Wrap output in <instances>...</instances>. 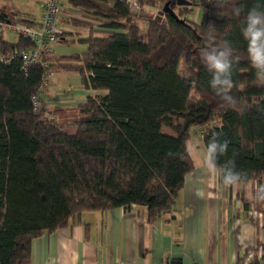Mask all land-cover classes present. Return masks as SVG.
Returning a JSON list of instances; mask_svg holds the SVG:
<instances>
[{"label": "trees", "instance_id": "1", "mask_svg": "<svg viewBox=\"0 0 264 264\" xmlns=\"http://www.w3.org/2000/svg\"><path fill=\"white\" fill-rule=\"evenodd\" d=\"M56 1L61 13L70 8L94 17L59 19L82 29L71 42L84 45V52L56 54L54 45L71 36L59 33L52 51L41 56L47 68L22 71L20 52L33 44L20 35L13 42L0 37V53L11 56L0 63V264H30L33 240L71 227L83 213L141 206L151 222L168 211L193 170L186 147L191 126L203 147L214 133L227 142L218 165L239 173L242 183L262 186L264 85L256 81L241 33L255 0L192 1L203 11L197 24L186 19L188 8L175 12L182 23L166 13L156 22L132 16L115 0ZM165 1L138 0V7L155 12ZM235 6L244 9L239 18L231 15ZM136 18L144 22V37ZM209 34L234 49L229 94L239 101L236 108L210 87L212 73L199 56ZM58 72L74 73L81 89L105 95L86 96L64 123L42 106L33 111L30 96ZM191 92L196 102L187 105ZM257 202L264 212V200Z\"/></svg>", "mask_w": 264, "mask_h": 264}, {"label": "crops", "instance_id": "2", "mask_svg": "<svg viewBox=\"0 0 264 264\" xmlns=\"http://www.w3.org/2000/svg\"><path fill=\"white\" fill-rule=\"evenodd\" d=\"M38 1L30 8L23 6L24 20L33 23L31 27L38 24L41 0ZM188 1L191 5L186 19L197 24L203 11L192 5L198 0ZM185 8L175 7L174 12ZM7 11L0 2V15L13 22L23 20ZM58 28L63 35L74 38L83 34L82 29L65 22H60ZM46 87H62V92L53 96L41 91L42 107L54 113L56 119L58 114H74L76 105L86 96L105 95L81 89L74 73L51 74ZM195 143L203 149L200 137ZM187 151L193 170L185 176L168 211L151 222L146 221L145 208L141 206L83 213L71 227L33 240L30 264H169L173 259L181 264L264 263V212L253 199L258 184L248 181L227 187L203 167L195 150L194 158L188 147ZM259 184L264 186V175Z\"/></svg>", "mask_w": 264, "mask_h": 264}, {"label": "clouds", "instance_id": "3", "mask_svg": "<svg viewBox=\"0 0 264 264\" xmlns=\"http://www.w3.org/2000/svg\"><path fill=\"white\" fill-rule=\"evenodd\" d=\"M244 9L239 6L232 8L231 15L239 18ZM241 33L246 41L247 57L251 67L255 70L256 81L264 85V0H255L251 7L244 12ZM231 44L224 41L221 44L214 42V37L209 34L199 49V56L206 68L212 73L210 87L220 100L229 108H236L239 101L230 90L234 87L232 75L234 57ZM228 144L219 139V134L214 133L203 149L194 142L190 150H195L203 167L215 173L225 185L241 184L239 173L226 171L225 165L217 164V157L227 152ZM231 162V160H229ZM260 195L253 199L264 200V186L255 188Z\"/></svg>", "mask_w": 264, "mask_h": 264}, {"label": "built area", "instance_id": "4", "mask_svg": "<svg viewBox=\"0 0 264 264\" xmlns=\"http://www.w3.org/2000/svg\"><path fill=\"white\" fill-rule=\"evenodd\" d=\"M60 17L94 19V17L83 15L70 8H66L65 11L61 13L59 11V4L56 0H41L37 27L7 23L0 20V34H2L4 30H8L28 39L33 44L32 48L20 52L19 58L21 60L22 71H25L27 67L35 64H40V66L47 68V63L41 62V56L43 53H50L52 51V45L56 41V36L60 33V29L58 28V26H60ZM96 21L102 22L100 19ZM62 25L63 24H61V27ZM10 60V55L4 56L0 54V63L7 64ZM48 77L49 75L43 79L42 86L47 84ZM41 96V90L30 96V105L33 111H36L42 106Z\"/></svg>", "mask_w": 264, "mask_h": 264}, {"label": "rangeland", "instance_id": "5", "mask_svg": "<svg viewBox=\"0 0 264 264\" xmlns=\"http://www.w3.org/2000/svg\"><path fill=\"white\" fill-rule=\"evenodd\" d=\"M0 2L2 4H4L6 6V9L13 12V14L17 15L18 18L20 19H26L25 15H26V10L24 9L23 6H28L27 8H30L33 5H38L39 1L38 0H0ZM111 1H107L105 6L106 7H110ZM31 10V9H29ZM7 11V14L8 12ZM28 14H30V12L28 11ZM33 14V13H31ZM134 24L137 25L140 29V35L144 37V22L138 18H136L134 20ZM2 39L9 41V42H13L16 38V34H12L9 32H6L5 30L2 32V34H0ZM71 38H74V35H71L70 37H67V39L65 40V42L61 43V44H56V47H54V50L56 52V54L58 55H66V54H80L82 52H84L85 47L82 44L76 43V42H71ZM181 70V69H179ZM54 75L56 76H63L65 75V73H55ZM68 94V87L66 89ZM41 91H46L48 96H53L56 92H62V87L59 88H51L48 89V87H46V85H43L41 87ZM196 102V96L193 92L190 93L188 100H187V105H193ZM74 114L71 113L69 115H63V114H58L57 115V120L58 122H66L69 119L74 118ZM67 133L72 134L74 129L72 127L66 128L65 129ZM198 130L195 126H191L189 128V134H190V141L187 144L188 150L190 151V154L192 156V158H194V154H193V150H190V145L191 142H198L199 141V135L198 134H194L196 133ZM163 133L166 134H170V130L163 128L162 129ZM90 214V213H88Z\"/></svg>", "mask_w": 264, "mask_h": 264}, {"label": "water", "instance_id": "6", "mask_svg": "<svg viewBox=\"0 0 264 264\" xmlns=\"http://www.w3.org/2000/svg\"><path fill=\"white\" fill-rule=\"evenodd\" d=\"M123 2L127 5L128 10L132 16L142 18V19H153L156 22L160 21V17L163 13L168 14L170 17L174 18L178 22L182 23L183 20L177 19L176 13L174 12L175 7H189L191 2L188 0H167L163 3L162 7L155 12L148 11L146 9H141L138 7V0H115Z\"/></svg>", "mask_w": 264, "mask_h": 264}, {"label": "bare ground", "instance_id": "7", "mask_svg": "<svg viewBox=\"0 0 264 264\" xmlns=\"http://www.w3.org/2000/svg\"><path fill=\"white\" fill-rule=\"evenodd\" d=\"M1 55H3L2 53H0ZM4 56H6V55H4Z\"/></svg>", "mask_w": 264, "mask_h": 264}]
</instances>
